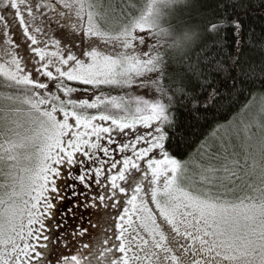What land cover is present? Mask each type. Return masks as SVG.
Masks as SVG:
<instances>
[{
	"label": "snow or ice",
	"instance_id": "1",
	"mask_svg": "<svg viewBox=\"0 0 264 264\" xmlns=\"http://www.w3.org/2000/svg\"><path fill=\"white\" fill-rule=\"evenodd\" d=\"M221 8L207 32L231 28L218 43L234 45L237 64L243 24ZM116 12L102 0H0V264H38L54 201L81 187L122 209L103 264H264V93L213 130L215 151L202 142L190 176L167 147L170 109L231 101L211 70L196 73L199 92L187 89L164 59L151 4L105 27ZM129 169L143 170L131 191L121 183Z\"/></svg>",
	"mask_w": 264,
	"mask_h": 264
},
{
	"label": "trees",
	"instance_id": "2",
	"mask_svg": "<svg viewBox=\"0 0 264 264\" xmlns=\"http://www.w3.org/2000/svg\"><path fill=\"white\" fill-rule=\"evenodd\" d=\"M128 1L130 8L123 22L137 17L150 0ZM160 4L162 13L155 16V21H159L156 25L161 33L165 31V26L182 23L195 24L202 33V38L191 52L179 58L173 57L170 66L180 74L187 89L195 92L200 91L196 73L211 70L214 86L226 94V101H231L224 107H212L207 112H196L191 109V105L179 103L170 109L173 114V125L166 126L169 133L167 147L178 159L200 161L199 158L202 157L198 150L202 142L207 141L209 144L213 142L211 139L213 130L231 121L253 95L264 93V0H189L187 5L180 6L166 0ZM221 5L234 10V14L239 16L243 24L245 43L236 54L239 61L237 64H233L229 59L234 52V45L230 42L224 50L218 43L222 34H229L225 37L229 38L231 28H225L218 34L207 32L209 23L217 22L223 17L225 9L221 8ZM249 32L251 44L247 42ZM232 77L236 80L234 81ZM234 83L236 88L240 89L239 92L233 88ZM134 91L146 99L153 96L148 89ZM80 190L85 192L79 198L65 195L64 199L59 200L60 220L59 223H54L52 241L43 256L42 264H62L63 258L72 255H80L86 264H92L102 249H105L106 241L114 240L113 220L120 209H116L112 204H105L100 199H93L94 192L84 190L82 187ZM105 206L108 210L100 217L97 210ZM109 210L113 213L111 216ZM63 245L65 247L62 255ZM99 249L101 252H97ZM59 253L62 256L59 257Z\"/></svg>",
	"mask_w": 264,
	"mask_h": 264
},
{
	"label": "rangeland",
	"instance_id": "3",
	"mask_svg": "<svg viewBox=\"0 0 264 264\" xmlns=\"http://www.w3.org/2000/svg\"><path fill=\"white\" fill-rule=\"evenodd\" d=\"M162 1L164 2L166 0H150L148 2V4L145 6L144 10H143V11H146L149 8L150 4H151L152 10H153V14H152V20H153V22L155 21V16H158L159 14L162 13L161 12V8H162L161 6L162 5L160 4ZM102 3H104L105 5H108L109 3H111L117 9V12L115 13L114 18L110 17L109 20H108V23L105 25V27H108L110 29L116 30L120 26H122L123 24H127V23H129L131 21V20L130 21L128 20L126 22H123L124 21L123 18L127 15L128 11H129V8H130V6L128 4L129 3L128 0H102ZM159 5H161V6H159ZM155 25H156V23H155ZM53 27H55V25H53ZM156 31L159 33V36L157 37V39L163 43V49H164L165 44H166V40L163 39V38H161V36H160L161 31L159 30V28H158L157 25H156ZM57 35H59V34L57 33ZM145 38H146V40H148L149 42H151V34L150 33H148ZM93 39H95V38H93ZM75 43H76V45L79 46L81 44L80 39H77L75 41ZM96 44L101 49H105L106 47H109V48L111 47L110 45L105 46L103 44V42H101L99 40L96 41ZM163 49H161V51H163ZM164 59H165V61L169 65L172 64L173 57H170L168 55H165ZM212 141L213 142L211 144L214 145L213 151H215L216 150L215 145H218L219 144V141H214V140H212ZM196 160H198V159H195V161L189 159L187 161H188L189 175L190 176H193L194 178H197L198 179V177H195V172H196L195 165H196V163L201 162L202 159L199 158L200 161H196ZM142 171H143L142 169H129L128 172L126 173L125 180L121 182L123 184V186H125L129 191H131L132 189H134V187L136 186V184L138 182H140L141 179H142ZM131 182H132V184H130ZM58 202H59V200H55L54 201V208L52 210V215H51L50 219L48 221H46V226H47L46 234L48 236V239L46 241H41L46 246L43 247V248L38 249L40 251V254H41L40 255V258H39V261H38V264H42L43 263V256L46 253L47 248L50 247V242L52 241V234H53V230H54V223H57V222L59 223V220H60L59 212H58V210H59L58 209V207H59ZM102 202H104L105 204H111V202L108 201V200H105V201H102ZM107 210H108V207L105 206V207H103V209L100 208L99 210H97V213L101 217L102 213L103 212H107ZM121 211H122V209H120L119 213ZM108 212L110 213V216L113 214L110 210ZM106 215L108 216L107 213H106ZM93 217H94L95 220H97V218H95L94 215H93ZM113 221H114L113 222V230H114L113 233H115L116 232L115 225H116V223L119 222V214L118 215H115ZM99 226H101V223H99ZM64 247H65V245H63V249L61 250L62 255L64 254ZM104 250L105 249H102V252H101V249H99L97 251V252H101V253H100L99 257H97L96 261L94 263H92V264H103L102 253L104 252ZM58 252H57V254H58ZM62 255H60V253H59V257L62 256ZM62 264H63V262H62Z\"/></svg>",
	"mask_w": 264,
	"mask_h": 264
},
{
	"label": "clouds",
	"instance_id": "4",
	"mask_svg": "<svg viewBox=\"0 0 264 264\" xmlns=\"http://www.w3.org/2000/svg\"><path fill=\"white\" fill-rule=\"evenodd\" d=\"M175 6L187 5L189 0H171ZM159 24V21H154ZM166 40L163 51L170 57L179 58L187 55L199 43L202 33L197 25L182 23L179 25L165 26V31L160 33Z\"/></svg>",
	"mask_w": 264,
	"mask_h": 264
}]
</instances>
